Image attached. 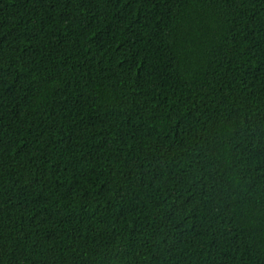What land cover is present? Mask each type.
<instances>
[{
    "label": "trees",
    "instance_id": "obj_1",
    "mask_svg": "<svg viewBox=\"0 0 264 264\" xmlns=\"http://www.w3.org/2000/svg\"><path fill=\"white\" fill-rule=\"evenodd\" d=\"M0 264H264V0H0Z\"/></svg>",
    "mask_w": 264,
    "mask_h": 264
}]
</instances>
